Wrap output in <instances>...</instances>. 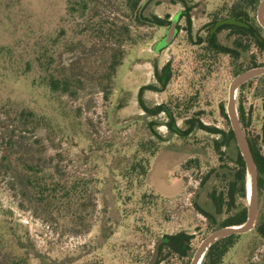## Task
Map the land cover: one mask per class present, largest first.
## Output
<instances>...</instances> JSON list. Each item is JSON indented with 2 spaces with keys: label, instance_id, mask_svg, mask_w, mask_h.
<instances>
[{
  "label": "rangeland",
  "instance_id": "obj_1",
  "mask_svg": "<svg viewBox=\"0 0 264 264\" xmlns=\"http://www.w3.org/2000/svg\"><path fill=\"white\" fill-rule=\"evenodd\" d=\"M65 1L0 0V264H58L86 256L103 264H147L156 239L180 230L191 234L193 252L207 233L220 227L223 215H214L209 223L196 205L213 212L208 193L224 188L235 148L225 144L216 149L214 139L220 134L207 129L192 128L179 137L170 133L164 112L148 111L160 103L179 102L172 107L177 126L195 117L205 126L227 128V88L237 73L228 54L203 56L205 41L198 42V37L205 39L212 13L233 0H139L140 16H155L165 25L135 22L119 0H92L103 18L127 26L121 43L71 31ZM184 5L192 7L190 26L179 15L174 39L157 52L151 50ZM202 5L204 14L199 16ZM59 28L73 40L67 45L72 47L61 45L55 54L59 68L81 81L73 96L51 92L36 78L42 35ZM229 32L223 29L217 38L233 46ZM251 59L264 62V51L240 47L241 71L251 67ZM112 62L117 63L114 71ZM167 64L172 75L159 90L155 70ZM238 99L247 129L260 134L264 80L253 79L238 89L236 104ZM151 134L163 140L150 158L146 184L135 187V194L145 189L158 197L150 209L138 210L135 194L110 166L134 154ZM42 166L58 177L97 178L86 194L90 215L81 228L57 221L28 187V169ZM102 222L107 223L103 231ZM188 263L189 256L165 253L154 264ZM222 263L264 264V238L254 228L239 234Z\"/></svg>",
  "mask_w": 264,
  "mask_h": 264
},
{
  "label": "trees",
  "instance_id": "obj_2",
  "mask_svg": "<svg viewBox=\"0 0 264 264\" xmlns=\"http://www.w3.org/2000/svg\"><path fill=\"white\" fill-rule=\"evenodd\" d=\"M126 10L127 15L140 24L150 22L152 24L165 25L159 18L149 19V16H140L138 11L139 0H119ZM66 13L71 19V31L80 33H88L96 38L109 40L115 43H121L128 35L126 25L117 26L113 21L103 18L100 13L94 8L92 0H66ZM259 0H233L231 3L222 4L220 8L212 13V19L209 21L204 40L198 37V42L205 41L203 48V56L216 54H228L231 58L234 74L242 70L241 64L237 65L240 55V47L244 50L249 45H253L257 51H264V30L259 26L252 12L256 11V6ZM202 1H200V4ZM185 8L180 13V16L185 17L187 26H190L191 6L184 5ZM204 14V5L201 6L199 16ZM232 19V21H227ZM161 21V22H159ZM177 29L178 26L176 25ZM228 29V34L234 37L233 46H228L218 41V34L221 30ZM243 36L249 37V41H244ZM189 35L186 34V40H189ZM65 34L63 28H59L51 34L42 35V45L38 47L35 56L36 61V78L43 87L51 92L75 95L77 89L81 85L79 78L70 72H64L62 68L56 64L55 54L61 48L72 47L67 46L72 42ZM63 45L61 48L60 46ZM255 55H253L254 57ZM201 54L199 55V58ZM116 62L110 64L111 71H114ZM236 64V65H235ZM264 65V62L257 63L253 59L249 60L247 67ZM236 66V67H235ZM171 69L169 64L163 66L160 70H155V76L159 84V90L166 87L171 78ZM260 78L264 80V74L252 78L239 87V92L242 87L250 83L253 79ZM154 86V85H153ZM155 87V86H154ZM141 102V99H140ZM238 115L242 128L246 135L252 151L257 169V191H258V206L259 196L264 195V124L260 134H254L247 129V122L244 116L241 100L238 99ZM173 106H179L176 102ZM171 104L160 103L154 109L148 111L150 114L164 112L168 118L167 128L170 133L179 137H185L190 133L192 128H200L208 130L212 133H218L220 136L214 139L216 149H220L222 145H233L235 152L231 156L233 168H226L225 185L222 189L213 188L208 193L209 201L213 207V212L196 205V210L202 214L209 223L215 221L214 215H223L219 226L239 224L246 218V189H245V167L242 157L236 147L233 132L228 125L225 130L208 127L202 124L199 118L189 117L184 120V125L179 127L176 124L175 115ZM264 110V100L262 102ZM224 116H226L225 112ZM188 122V126H186ZM188 127V128H187ZM151 134L146 141L142 142L136 152L131 156L115 161L111 169L117 170L121 178L124 179L127 189L135 194V187L145 185L150 175L151 165L150 158L158 150V143L162 141L159 136ZM156 159V158H155ZM27 185L36 194L42 205L49 210L54 218L62 223L79 227L86 223L90 212L86 205V194L92 187L98 183L97 178L83 175H71L68 177H58L57 174L50 168L42 166V169L30 167L28 169ZM135 203L138 210L150 209L156 203L157 194L146 192L145 189L139 194L134 195ZM264 198V197H263ZM126 216V214H124ZM103 218V217H102ZM105 222L101 223V230L105 226ZM257 233L264 238V212H258V221L255 228ZM110 234H103V239ZM239 234H232L228 237L218 240L212 244L206 251L201 264H223L222 258L228 249L233 245L234 239ZM164 238L158 246L157 262H159L165 253L173 254L178 257H188L192 255L191 234L180 230L175 233L164 234L159 236L157 240ZM84 246V245H83ZM82 246V247H83ZM69 255V254H67ZM44 262L42 261V264ZM60 264H103L99 259L92 257L75 258L63 260ZM58 263V264H59Z\"/></svg>",
  "mask_w": 264,
  "mask_h": 264
},
{
  "label": "water",
  "instance_id": "obj_3",
  "mask_svg": "<svg viewBox=\"0 0 264 264\" xmlns=\"http://www.w3.org/2000/svg\"><path fill=\"white\" fill-rule=\"evenodd\" d=\"M180 13L181 12H176L171 17L163 36L150 45L151 50L157 52L160 48L167 46L174 39L178 30L176 24ZM255 18L259 26L264 30V0H259L256 6ZM227 21H232V19H227L226 22ZM263 74L264 65L251 66L233 76L227 88L225 114L228 118L236 147L242 157L245 167L246 218L242 223L220 226L207 233L193 250L188 264H201L206 251L212 244L232 234L246 233L257 225L259 212L257 169L252 151L239 120L236 104V91L245 82ZM163 240L165 239L161 238L155 242L153 252L147 264L155 263L158 255V246Z\"/></svg>",
  "mask_w": 264,
  "mask_h": 264
},
{
  "label": "flooded vegetation",
  "instance_id": "obj_4",
  "mask_svg": "<svg viewBox=\"0 0 264 264\" xmlns=\"http://www.w3.org/2000/svg\"><path fill=\"white\" fill-rule=\"evenodd\" d=\"M177 25V24H176ZM244 131V130H243ZM246 136V135H245Z\"/></svg>",
  "mask_w": 264,
  "mask_h": 264
}]
</instances>
